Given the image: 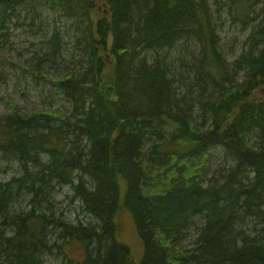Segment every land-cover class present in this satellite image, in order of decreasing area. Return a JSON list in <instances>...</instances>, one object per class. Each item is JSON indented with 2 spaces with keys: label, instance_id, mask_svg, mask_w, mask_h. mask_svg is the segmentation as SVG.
Masks as SVG:
<instances>
[{
  "label": "trees",
  "instance_id": "16d2710c",
  "mask_svg": "<svg viewBox=\"0 0 264 264\" xmlns=\"http://www.w3.org/2000/svg\"><path fill=\"white\" fill-rule=\"evenodd\" d=\"M229 4L251 27L231 63L208 0H0V49L9 24L42 10L74 33L62 78L41 73L63 62L57 30L32 58L68 111L10 106L0 120V174L15 166L0 181V264H264V0ZM188 43L197 53L172 71L159 53ZM64 187L84 217L75 224L55 213ZM121 215L139 260L117 239Z\"/></svg>",
  "mask_w": 264,
  "mask_h": 264
},
{
  "label": "rangeland",
  "instance_id": "374dc122",
  "mask_svg": "<svg viewBox=\"0 0 264 264\" xmlns=\"http://www.w3.org/2000/svg\"><path fill=\"white\" fill-rule=\"evenodd\" d=\"M208 3L215 17L223 58L226 62L231 63L244 49V43L251 27L244 29L240 23L232 21L228 11L229 0H208ZM259 9L260 6L255 8L256 13ZM29 18L25 21L22 20L21 23L23 24L20 27L9 24L7 32L10 37L7 43L3 42L4 44H1L0 120L12 112L10 106H14L18 114L23 116L46 109L59 114L68 111V106L55 95L51 86L38 78V75H36L38 73L35 71L36 62L32 58L35 54L47 48V41L51 38L54 30H57L61 34L63 43H65L63 62L55 67L44 66L41 73L50 79L62 78L66 75L69 71V61L72 62V53H74L72 49L74 33L70 30V22L64 18H59L48 10H42L39 19H36L33 23ZM189 53H197V46L194 43H188L184 47L179 44L174 49L159 54L160 57L165 58V63L171 67L172 71L177 72L180 70L178 68L182 59L187 60L190 58ZM151 56L152 54L148 53L147 60L149 62L152 61ZM241 77L242 75H240ZM213 153L214 158L208 165L209 177L222 165L220 153L219 155L217 151ZM14 174L15 166L10 165L0 174V181H6ZM72 197L71 188L59 189L54 195V207L57 216L61 215L62 218H66L69 222L75 224L77 220L81 221L84 217L79 209L78 202L74 201ZM27 207V203L22 202L15 206L14 211H25ZM119 221L118 241L127 245L135 259L139 260L142 255V247L134 226L129 217L125 215H121ZM187 243L188 241L184 245H187ZM66 251L69 258L75 261L82 259L83 252L75 242L69 244ZM45 264H62V262L51 257Z\"/></svg>",
  "mask_w": 264,
  "mask_h": 264
}]
</instances>
